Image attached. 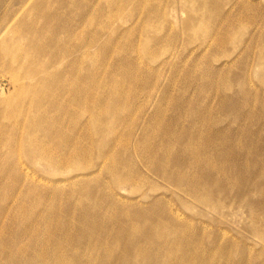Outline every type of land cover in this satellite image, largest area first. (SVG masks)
Listing matches in <instances>:
<instances>
[{"label": "rangeland", "instance_id": "374dc122", "mask_svg": "<svg viewBox=\"0 0 264 264\" xmlns=\"http://www.w3.org/2000/svg\"><path fill=\"white\" fill-rule=\"evenodd\" d=\"M36 254L264 264V0H0V264Z\"/></svg>", "mask_w": 264, "mask_h": 264}, {"label": "bare ground", "instance_id": "6f19581e", "mask_svg": "<svg viewBox=\"0 0 264 264\" xmlns=\"http://www.w3.org/2000/svg\"><path fill=\"white\" fill-rule=\"evenodd\" d=\"M55 133H57V130L55 129V131L54 132H52V134H51V137H52V139L54 140V142L55 143H57V135H55ZM26 140L30 143V144H32V145H36L37 143H38V139L36 138V137H27L26 138ZM40 154L41 155H45V156H47V157H49V158H51L52 157V155L51 154H49V153H45L44 151H40ZM3 249V248H2ZM7 249L8 248H5L4 247V251H7ZM93 249V248H92ZM24 252H25V250L24 249H21L20 250V255H22V256H24L25 254H24ZM41 253V252H40ZM43 255V254H42ZM5 257V256H4ZM8 258V256L6 255V258H5V264H14V262L16 261V260H12V259H7ZM34 258H36L37 259V262L36 261H34V263H40V264H45L46 263V261L44 260V257H42V256H40V255H38V254H36L35 256H34ZM39 261V262H38ZM54 261H55V263L57 264V255H55L54 256ZM63 261V260H62ZM33 262H29L28 264H34ZM63 263V262H62Z\"/></svg>", "mask_w": 264, "mask_h": 264}]
</instances>
